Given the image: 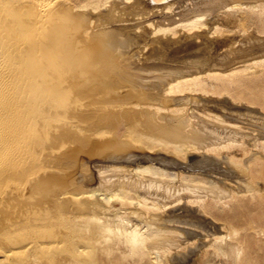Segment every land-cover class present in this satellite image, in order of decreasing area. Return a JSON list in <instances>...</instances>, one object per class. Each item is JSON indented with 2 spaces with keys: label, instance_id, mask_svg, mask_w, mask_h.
Returning <instances> with one entry per match:
<instances>
[{
  "label": "bare ground",
  "instance_id": "bare-ground-1",
  "mask_svg": "<svg viewBox=\"0 0 264 264\" xmlns=\"http://www.w3.org/2000/svg\"><path fill=\"white\" fill-rule=\"evenodd\" d=\"M159 1L0 0V264H264V0Z\"/></svg>",
  "mask_w": 264,
  "mask_h": 264
},
{
  "label": "rangeland",
  "instance_id": "rangeland-1",
  "mask_svg": "<svg viewBox=\"0 0 264 264\" xmlns=\"http://www.w3.org/2000/svg\"><path fill=\"white\" fill-rule=\"evenodd\" d=\"M168 1H170V3H172V2H175V0H164L163 2H161V3H155V4H160V5H162V4H167V3H169ZM167 2V3H166ZM233 18H231V20H230V18L228 19H226L225 21H222V23L223 24H225L223 27H227V28H229V29H233V26L234 25H232V24H234L235 22H234V19L232 20ZM230 21L229 23H228V21ZM249 20H250V26H251V28L253 29V30H258V29H262V27H263V19H259L258 17L256 18V17H253V18H249ZM252 20V21H251ZM215 21V20H214ZM218 21H221V20H218ZM228 24H227V23ZM232 23V24H231ZM230 24V25H229ZM255 27V28H254ZM203 47H201V49H202ZM201 49L200 50H196V49H192V51L191 50H188V51H186V50H181L180 51V49H179V51H178V49L177 50H175V49H164L163 50V52L162 51H159V50H155L154 52H155V59L157 58V59H159L160 61H166V63H169V61H170V63L172 62L173 63V61L176 59V57H177V59H179V58H181L182 56H180V55H182V54H185V56H183V59L181 60V59H179L178 61L179 62H181V61H186V60H189V58H190V60H194V58H195V56H197L196 58L197 59H201V58H203L204 56H205V54L206 53H204L203 51H201ZM169 51V54L171 55V54H173L174 53V58H173V56L170 58L169 57V54H168V51ZM172 51H173V53H172ZM209 51V50H208ZM207 51V52H208ZM157 52V53H156ZM171 52V53H170ZM177 52V53H176ZM199 52V53H198ZM201 52H203L202 54H201ZM162 53H164L163 55H162ZM160 54H161V57H160ZM176 54V55H175ZM177 54H179V55H177ZM188 56H190V57H188ZM194 54V55H193ZM210 54V53H209ZM166 55V56H165ZM201 55V56H200ZM154 56H153V58H154ZM159 56V57H158ZM168 56V57H167ZM194 56V57H193ZM198 56H200L199 58H198ZM203 56V57H202ZM143 57V56H142ZM163 57H164V59H163ZM179 57V58H178ZM165 58H167V59H165ZM187 58V59H186ZM156 59V60H157ZM162 59V60H161ZM176 59V60H177ZM186 59V60H185ZM197 59H195V60H197ZM173 60V61H172ZM174 61V62H178V61ZM178 62V63H179ZM208 84L210 85V84H212V85H214V83H212V82H208ZM125 154H121L120 153V155H119V157L120 156H124ZM127 155V154H126ZM116 159V158H115ZM114 159V160H115ZM117 159H118V157H117ZM123 160L125 159V158H122ZM105 160H108V162L106 161V162H104ZM103 162H100V161H102V159H99V161L98 162H96V164H105V163H111V162H114V160L113 159H109V158H107V159H105ZM110 160V161H109ZM131 160H133V159H131ZM124 161H127L126 159L124 160ZM123 161V162H124ZM128 161H130L129 159H128ZM195 164H196V162H195ZM204 177V176H203ZM207 177H205V180H208L209 181V179H211L210 180V182H212V183H214V181H215V183L218 185V183L216 182L217 180L215 179L214 181H213V179L214 178H210V177H208L207 179H206ZM251 207H252V205L251 204H249V206H248V210L249 209H251ZM229 208V207H228ZM230 209H227L226 207H221V206H219V208L218 209H215L214 211L219 215V216H222V215H224L225 216V214L229 211ZM224 218V217H223ZM189 219H191V221L193 222H191V223H189L190 222V220ZM184 220H187V221H184ZM181 219V220H179L178 222H177V224H176V226L179 228V229H177L178 231L180 230L181 232H185V233H188V234H197L198 232H199V230H200V228H201V230L200 231H202V229L203 230H207V229H205V228H207V227H204V226H202V225H200L198 222H196L194 219H192V218H186V219ZM189 220V221H188ZM182 221V222H181ZM186 222V223H185ZM218 222H222L223 223V221H218ZM189 223V224H188ZM195 223V224H194ZM183 226H182V225ZM191 224H193L192 226H190ZM181 225V226H180ZM188 225V226H187ZM195 225V227L196 226H198V227H194L195 228V230L197 229V228H199V230H197V231H195L193 228L191 229V227H193ZM200 225V226H199ZM190 226V227H189ZM183 227V228H182ZM186 227H188V230H187V228ZM190 229H191V231H190ZM184 230V231H183ZM179 231V232H180ZM194 232V233H193ZM195 239H192V241H194ZM199 256H201V253H200V255ZM210 259V261H211V264H214V263H216V264H219V263H221L218 259H216L213 255L209 258ZM212 261H215L214 263L212 262ZM201 264H204L203 263V261L201 262ZM221 264H223V263H221Z\"/></svg>",
  "mask_w": 264,
  "mask_h": 264
},
{
  "label": "water",
  "instance_id": "water-1",
  "mask_svg": "<svg viewBox=\"0 0 264 264\" xmlns=\"http://www.w3.org/2000/svg\"><path fill=\"white\" fill-rule=\"evenodd\" d=\"M164 0H161V1H159L158 3H161V2H163Z\"/></svg>",
  "mask_w": 264,
  "mask_h": 264
}]
</instances>
